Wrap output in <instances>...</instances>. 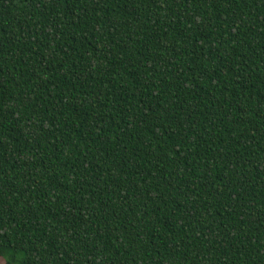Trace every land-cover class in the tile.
<instances>
[{
  "label": "trees",
  "instance_id": "1",
  "mask_svg": "<svg viewBox=\"0 0 264 264\" xmlns=\"http://www.w3.org/2000/svg\"><path fill=\"white\" fill-rule=\"evenodd\" d=\"M3 264H264V0H0Z\"/></svg>",
  "mask_w": 264,
  "mask_h": 264
},
{
  "label": "rangeland",
  "instance_id": "2",
  "mask_svg": "<svg viewBox=\"0 0 264 264\" xmlns=\"http://www.w3.org/2000/svg\"><path fill=\"white\" fill-rule=\"evenodd\" d=\"M0 264H3V261L2 260H0Z\"/></svg>",
  "mask_w": 264,
  "mask_h": 264
}]
</instances>
